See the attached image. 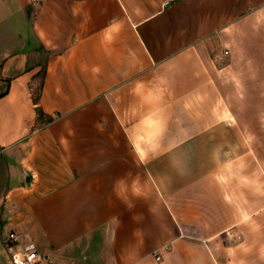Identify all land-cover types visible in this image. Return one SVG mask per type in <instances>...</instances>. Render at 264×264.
<instances>
[{
	"label": "crops",
	"instance_id": "1",
	"mask_svg": "<svg viewBox=\"0 0 264 264\" xmlns=\"http://www.w3.org/2000/svg\"><path fill=\"white\" fill-rule=\"evenodd\" d=\"M3 92L4 232L55 264H264V0H0Z\"/></svg>",
	"mask_w": 264,
	"mask_h": 264
},
{
	"label": "built area",
	"instance_id": "2",
	"mask_svg": "<svg viewBox=\"0 0 264 264\" xmlns=\"http://www.w3.org/2000/svg\"><path fill=\"white\" fill-rule=\"evenodd\" d=\"M39 2L40 0H33ZM229 51H225L224 55L228 56ZM8 201V196L5 195L3 202ZM0 245L5 250L8 256L9 264H55L52 259L41 253L34 243H23L17 232L11 230L4 232L0 226ZM155 258L160 261L159 253H154Z\"/></svg>",
	"mask_w": 264,
	"mask_h": 264
},
{
	"label": "rangeland",
	"instance_id": "3",
	"mask_svg": "<svg viewBox=\"0 0 264 264\" xmlns=\"http://www.w3.org/2000/svg\"><path fill=\"white\" fill-rule=\"evenodd\" d=\"M43 72H44V66H43V68H42V72H40V74H39V78H41L42 76H43ZM40 80V79H39ZM39 80L36 82V83H34L33 84V95L34 96H37V94L39 93V89H40V82H39ZM46 119L43 117L42 118V120L41 119H39L38 120V126L39 127H43L44 126V121H45ZM1 159H2V161H3V157L1 156ZM0 163H2V162H0ZM6 173V171H5V166H3V164L0 166V175H6L5 174ZM5 186H7V182L5 183ZM6 188V187H5ZM6 233V232H5Z\"/></svg>",
	"mask_w": 264,
	"mask_h": 264
},
{
	"label": "trees",
	"instance_id": "4",
	"mask_svg": "<svg viewBox=\"0 0 264 264\" xmlns=\"http://www.w3.org/2000/svg\"><path fill=\"white\" fill-rule=\"evenodd\" d=\"M5 95H6V92L1 93L0 94V98L3 97V96H5ZM39 100H40V94L38 93V95L33 98V101L37 105L39 103ZM37 110H38V116L42 120V118H43L44 115H43L42 111L39 108ZM52 120H53L52 118H47L43 123L44 124L45 123L47 124V123L52 122Z\"/></svg>",
	"mask_w": 264,
	"mask_h": 264
}]
</instances>
